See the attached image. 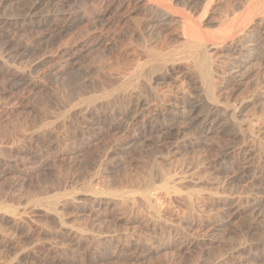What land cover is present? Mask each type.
Listing matches in <instances>:
<instances>
[{"label": "rangeland", "instance_id": "1", "mask_svg": "<svg viewBox=\"0 0 264 264\" xmlns=\"http://www.w3.org/2000/svg\"><path fill=\"white\" fill-rule=\"evenodd\" d=\"M33 1H12L6 11L0 4V17H22ZM75 1L53 0L64 18L56 31L49 28L51 22L33 30L20 25L8 51L6 37L0 40V201L15 209L12 215L0 210V264H264V209L257 208L264 198V181H257L259 170L243 157L238 165L223 158L228 148L241 143H255L257 155L264 151V64L244 67L233 79L226 75L233 60H217L218 72H226L218 80L213 128L196 126L186 133L189 138L184 134L178 141L172 134L144 133L141 116L113 129L134 93L116 86L146 61L145 44L164 51L176 47L180 24L171 23L157 37L132 9L99 17L93 2ZM207 1L176 10L201 19L210 36L253 2ZM23 71V79L11 81V74ZM184 72L159 91L136 89L135 94L152 104L148 112L155 113L157 97L168 101L173 92L192 101L207 97L201 84H184ZM92 97L91 106L81 103ZM153 168L157 174H151ZM162 168L173 172L176 192L160 182ZM100 188L106 192L96 193Z\"/></svg>", "mask_w": 264, "mask_h": 264}, {"label": "bare ground", "instance_id": "2", "mask_svg": "<svg viewBox=\"0 0 264 264\" xmlns=\"http://www.w3.org/2000/svg\"><path fill=\"white\" fill-rule=\"evenodd\" d=\"M12 1H15V0H3L2 3L0 1L1 8L3 9V11H6V9L8 8L9 4ZM62 1L63 2H69V0H62ZM87 1L91 2V3L93 2V4L98 7L99 17H107V16H110L114 12L116 13L117 11L127 12V11H129V9L134 10V13H136L137 15H139L141 17V19H142L141 21L143 22L145 29L149 30L151 32V35H157V37H158V35H161L160 33H162L163 30H166V28H168V26L171 23L173 24L174 22L180 24V27H179L180 33L182 32V35L178 36L179 38H181V41L179 42V44L176 47H172V49H170V50H168L166 48L168 51L167 50L166 51L160 50L157 48H151L148 43L142 47L143 52L146 55V61L145 62L142 61V63H138L136 65V68L133 71V73L129 74L128 77H125V78L123 77L124 80H122L121 83H119V85L117 84L118 85V86H116L117 88L115 87L116 90H120V89L121 90H127V89H129V91H130V89H134L133 94L135 96H133V94H132L130 97H128L129 94L124 91L125 93H127V94H125L124 97H128L126 99V103H125L126 104L125 105L126 110L123 111L122 113L118 114L119 117L117 119V124L112 125L113 129L118 130L122 126L123 122L128 121V120H130L132 122L138 121V119L141 116L143 117V120L141 122L140 129L142 131H144V133L150 134L151 136L160 135V134L161 135L165 134L164 136H166V134H172V135H174L173 136L174 138H178V141H179V137L183 136L184 134L186 135V138L187 137L189 138L190 136H188L186 133L189 131H192V130L195 131L194 127H196V126L202 129L203 128L202 126H204L205 124H210V126H212L211 128H213V126L216 122V118H213L212 112L217 111L219 109V106H217L216 104L220 101V98L216 93V89L218 88V80H219L220 76L223 75L224 72H226L225 70L223 71V73L218 72L217 60L220 59L221 57H223V58L228 57V58H231L233 60V62L231 64H229L230 67H229V70H227L228 72L226 74L229 77H232L233 79L239 78V76H238L239 72L244 67L252 66L251 64H255V63H257L256 65H258V63L261 65L264 64V0H253V2L248 4V6L246 5L243 7V5H242L243 13L239 17H235V18L233 17L232 19H227L223 25V28L221 27V29H222L221 32H218L217 35H214V36H210L209 34H207V32L205 31V28H204V23L203 24L199 23V21L201 19L200 20L196 19V20H198V22H196V20L192 19L193 17H196V16L191 14L193 16L192 17L191 15H189L190 12L189 13L186 12V10H191V9L195 8L196 0H170L169 3H162V0H161V2H159L158 0H86V2ZM23 2L24 1H21L20 4H22ZM35 2L33 1V3H35V4H33L31 11L24 16L22 15V17H18L16 19H14V18L10 19L8 17H4L5 15L4 16L2 15L3 17L2 16L0 17V40L2 38L6 37L7 41L5 42V45L7 47V51L10 50L9 48L11 47L13 42L14 41L16 42L15 39L18 37L17 34L20 33V30H19L20 28H18L20 25L25 26L26 29L28 28V29L33 30V28H38L45 22H51L49 28L52 29L53 31L57 30L58 26L56 23L61 21V19L63 17L61 14H59L60 12L58 13V11L55 9L53 0H35ZM63 2H62V4H65ZM163 2H164V0H163ZM207 2H206V4H207ZM211 3H213V2L211 1ZM247 3H248V1H247ZM206 4H204V6L211 5L209 3L207 5ZM67 5H69V4H67ZM31 6H32V4H31ZM178 6H180L179 10H181V7L185 8L186 10L185 9L183 10L185 12H182V11L179 12L178 10H176V7H178ZM235 7H236V5H235ZM42 8H47V9L50 8L52 10H49L47 12H45L43 10H42L43 12L39 11ZM85 8H86V6H85ZM209 8L210 7L207 8V11ZM236 8H237L236 10H239L238 7H236ZM234 9H232V11ZM10 10H12V9L10 8ZM205 11H206V9H205ZM205 11H203V13H205ZM236 12H238V11H236ZM203 13H201V14H203ZM207 13H206V15H207ZM195 14H196V12H195ZM229 14H228V16H229ZM232 14L233 13H231V15ZM197 15H198V17H200L199 13ZM6 16H9V15L6 14ZM203 16H205V15L203 14L201 18H204L203 20L205 21V19L207 17L206 16L203 17ZM71 19H73V18H71ZM60 27H61L60 29H63V30L65 28L64 26H60ZM32 30L30 32L31 34H33V32H35V31L32 32ZM48 30H47V32L49 33ZM60 32H62V31H60ZM37 35H39V34H37ZM20 36H19V38H20ZM19 38H18V40H19ZM37 39H39V38H37ZM3 43H4V41H3ZM17 43H19V42H17ZM43 48H44V46H43ZM14 49H15V47H14ZM16 49H17V47H16ZM59 49H61V48H59ZM163 49H165V48H163ZM53 55H54V53H53ZM13 56H14V54H13ZM18 56H19V53H18ZM64 56H65V53H64ZM74 57H75V55H74ZM24 58H26V57H24ZM65 58H67V57H65ZM3 59H2V62H3ZM67 59H69V58H67ZM5 60H8V59H5ZM9 60H11V59H9ZM54 60H55V58H54ZM57 62H58V60H57ZM8 64H6V66ZM1 65H2V63H1ZM17 65H20V64H17ZM184 65H186L185 68H184ZM52 67H54V66H52ZM56 67H57V65H56ZM219 67H221V66H219ZM63 68H64V66H63ZM246 69H248V68H246ZM17 70H19V69H17ZM183 71H185L182 74L183 75L182 80H184L183 81L184 84L187 86H193V87L194 86L196 87L199 84H201L205 88V90L207 91V97L208 98L206 97V98H202L199 100L195 99L196 101H194V100L192 101L186 97L187 95L181 96V93H179V92H173L170 95V99L168 101H164L165 98L163 100V99L155 96L158 98L156 101L157 103L154 100L153 101H154V103L157 104V109H155V113H153V114L148 112L149 108L152 104L150 105V103L148 102V99L147 98H146L147 100L144 99L139 92L135 94L136 89L140 90L144 86H149L150 88L158 90V89H160L159 87H162L165 84H167L166 82L170 78L175 77V75L182 73ZM25 72L28 75L27 70ZM29 72L31 73V71H29ZM5 73L9 74V71L7 70ZM54 73H53V75H54ZM34 74H36V73H34ZM51 74H52V72H51ZM29 75H28V77H29ZM31 76H32V74H31ZM24 77H25L24 71H23V73H17V72L15 73L14 72L13 74H11V81L17 82V81H20L21 79H23ZM177 77H178V75H177ZM223 78H224V75H223ZM263 79H264V77H263ZM113 80H115V77ZM176 84H177V82H176ZM110 85H109V87L106 86V89L108 87V89L110 90ZM12 86H14V84ZM17 86H18V83H17ZM170 86H169V88H170ZM172 87H174V86H172ZM175 89H176V87H175ZM116 90L114 89V91H116ZM131 91H130V93H131ZM148 91H150V90H148ZM172 91H174V90H172ZM188 92L189 91L187 90L186 93L188 94ZM204 93L205 92H203V94ZM115 95H116V92H115ZM198 95H196V96L198 97ZM94 96H96V95H94ZM92 99H93V97L88 98L86 100H83L82 102L80 100V102L82 104H84L85 106H91L92 105L91 104ZM100 99L101 98H99V100ZM104 99H105V97L103 98V100ZM110 100H111V98H110ZM119 100L122 101V98L120 97ZM210 101L213 103H210ZM80 102L78 105H80ZM214 103H216V104H214ZM69 104L71 105V103H69ZM151 108H152V106H151ZM202 108H204V109L207 108V111L205 113L202 112L201 111ZM115 113H116V111L114 112V114ZM63 116H64V114H63ZM114 119H116V118L114 117ZM110 125H111V123H110ZM128 126H129V124H128ZM194 131H192V132H194ZM194 136H196V133ZM182 138L184 139L185 137L183 136ZM191 138H193V137H191ZM194 138H196V137H194ZM183 139L181 141H184ZM185 140L187 141L188 139H185ZM144 141L146 142V140H144ZM254 141H255V139H254ZM194 142L195 141H193V143ZM153 143H154V141H153ZM172 143H175V141ZM179 143H181V142H179ZM176 144H178V142ZM261 144H262V142H261ZM173 145L171 144L170 148ZM175 146H177V145H175ZM249 146H250V144H249ZM249 146H247L246 144L242 145V143H241V146L228 148L225 151L223 158H225V161H226V159L231 161L232 165L233 164L238 165L240 163V160H241L240 157H243L244 161L247 160V164L249 163L255 168L254 171L259 170L257 172H259V174H260L259 175L260 179L257 181L263 182L264 181V151L260 155H257L256 154L257 152H255V150H254L255 143H254V145L252 144L251 147H249ZM252 147H253V149H252ZM261 148L262 147H260V149ZM231 154H233V155L231 156ZM158 166H156V167L158 168ZM159 167H161V166H159ZM244 168H246V167L244 166ZM147 169H149V167ZM156 171H157V169L152 170L151 174H153V173L157 174V173H155ZM158 173H159L160 182L162 183L163 187H165L168 190H169V188H172L174 190V192H176V189L171 186L172 179H173L171 176L173 175V172L170 173V174H172L170 176L169 171L165 168H162ZM143 174H144V172H143ZM148 175H147V177H148ZM152 177H153V175H152ZM149 178L151 179V176ZM157 180L158 179H156V181ZM151 187H152V185L150 183L148 185L147 191L150 190ZM175 187H177V186H175ZM106 189H107V187H106ZM106 189H103V188L97 189L96 193H98V194L103 193L104 194L106 192ZM177 192H178V188H177ZM145 199L149 204H151L150 196L148 194H145ZM255 201H257V198L255 199ZM49 204L50 205H48V206H51V203H49ZM247 204H249V203H247ZM257 208L262 209V210L264 209V198L258 202ZM0 210H6L10 214L11 213L14 214V212H15L14 207L8 206L4 200L0 201ZM55 212L57 213V210H55ZM19 215H21V214H19ZM16 218H18V217H16ZM18 222H19V220H18Z\"/></svg>", "mask_w": 264, "mask_h": 264}]
</instances>
